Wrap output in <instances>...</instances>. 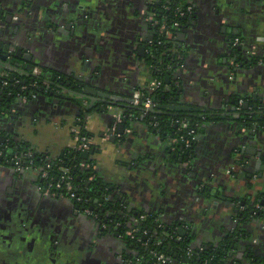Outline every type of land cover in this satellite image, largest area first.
<instances>
[{"label":"crops","instance_id":"obj_1","mask_svg":"<svg viewBox=\"0 0 264 264\" xmlns=\"http://www.w3.org/2000/svg\"><path fill=\"white\" fill-rule=\"evenodd\" d=\"M154 1L0 0L5 49L22 47L42 76L71 84L58 100L45 94L16 98L0 114V132L57 161L76 146L74 130H83L94 144L95 170L130 216L150 213L168 225L179 223V230L192 232L194 247L217 248L234 236L230 264H264V219L241 220L244 203L264 197V143L256 147L248 139L253 132L234 110L237 102L256 104L255 93L264 109V0H188L192 15L176 37L184 54L170 75L179 89L175 104L217 119L201 127L187 160L175 154V139L128 114L133 103L125 102L136 91H152L154 67L147 56L157 35ZM10 15L18 21L8 22ZM234 38L242 47L236 70ZM6 75L11 73L0 71ZM83 88L93 98H116L110 101L117 106L98 111L102 103L92 107L71 92ZM40 183L39 171L18 173L0 162V264H25L29 226L37 240L47 230L56 245L61 237L69 243L72 258L64 259L72 264L122 262L120 240L103 233L72 199L42 193Z\"/></svg>","mask_w":264,"mask_h":264},{"label":"trees","instance_id":"obj_2","mask_svg":"<svg viewBox=\"0 0 264 264\" xmlns=\"http://www.w3.org/2000/svg\"><path fill=\"white\" fill-rule=\"evenodd\" d=\"M166 5H168V9H166ZM190 7L188 0H158L152 5L151 9L155 14V18L160 22V25L164 22L168 28L162 35L157 34L155 36L156 42L150 48L151 51L147 56L148 62L154 67L153 80L161 81V86L154 91L140 92L145 97L152 98L156 105L166 108L163 111L151 113L143 105L134 106L132 104L131 111L128 112L135 118L142 117L151 122L155 125L152 128H155L160 135L178 140L175 146V154L183 160L190 159L195 145L193 143V148L189 151L184 148L185 141L191 137L190 131L195 130L198 134L205 123L217 119L216 115L208 112L199 110L186 112L169 108V106L175 105L179 89L172 81L167 83L166 77L170 76L171 70L181 62L180 54H184L176 46L178 45L176 37L177 32L188 24L192 15V11L188 12ZM180 11H184L187 14L186 17H181ZM176 22L180 23V27H174ZM239 46L240 42L237 46H232L231 50V59L237 64L242 61L241 52L238 50ZM7 71L11 73L9 77L0 76V114L6 111L16 98L31 99L32 95L38 97L49 94L52 91L51 88H56L57 84H60L55 82L49 85L46 76L36 77L31 75L30 72ZM4 82H7V86L4 85ZM235 106V112L244 113L243 104L238 105L237 102ZM240 118L244 119L243 117ZM126 122V124L129 123V121ZM183 124H186L187 127L183 128ZM81 133L88 136L83 130ZM2 136L5 137L4 141L1 139ZM0 151L4 153L0 157L1 163H11V159L18 157L24 165L32 160L33 169L45 170L47 165H51V169L48 171L49 178L44 181L40 178L41 185H47L50 182L57 183L61 180L64 182L68 178H72L71 183L75 188V192L78 197L82 198L80 202L74 201L80 211L89 208L94 213L102 215V217L108 215V219L114 217L123 223L128 221L131 227H128L129 224L123 226L126 232L124 236H127L128 232H133L136 239L131 240L130 238V240L137 252L130 259V264H159L160 256L167 259L166 264H172L173 262L177 264H230L227 255L231 247L236 246L234 236L225 238L217 248L212 246L194 247L192 232L188 228L187 231L185 230V234L181 235L179 228L183 225L179 223L168 225L150 213L131 215V217H135V220L141 215H148V219L141 221L140 224L135 222L134 219H128L131 218L127 214L128 211L125 208H119L123 200L114 195V191L104 184L97 171L93 169L92 164L95 161L92 152L88 159H84L83 154L79 151H67L59 160L52 161L45 154L34 153L27 143L1 132ZM28 153H31V157L27 156ZM243 208L242 221H247L249 218L264 219V197L256 199L253 203H251V200H247ZM143 231L147 232L146 236L141 235ZM139 238L141 239L140 243L138 242ZM143 243L147 245H142Z\"/></svg>","mask_w":264,"mask_h":264},{"label":"water","instance_id":"obj_3","mask_svg":"<svg viewBox=\"0 0 264 264\" xmlns=\"http://www.w3.org/2000/svg\"><path fill=\"white\" fill-rule=\"evenodd\" d=\"M5 14H6L5 10L2 8V6H0V16H4ZM12 20H13V17H12V15H10L9 20H7V21L12 23ZM0 36L1 37H5L6 36V34L4 33L3 30L0 31ZM11 47L12 46L8 45V48L6 47L7 49H5L4 42L0 43V52L2 53V54H0V71L1 70H13V71H19V72H22V73H29L30 72V74H31L33 69L35 68L34 65L31 63L32 62L31 57L28 56V55H24L22 53L23 52L22 47H19L15 53H13V51L10 50ZM238 50L241 51L242 47H239ZM16 59H23V60L27 61L28 63H30V65L24 69L20 64L16 63ZM55 82L60 83V84H57L56 88H51L52 91L49 94H45V95H49L52 98L55 97L58 100V99L62 98V96H61V92L62 91L69 92L68 87L71 84L67 83L65 85L64 80L53 78V77L51 79L49 78L48 81H47V83L49 85H52ZM166 82L167 83L171 82V77L170 76L166 77ZM72 87H73V89H75L74 85ZM71 92H72L73 95L87 98L88 101L90 102L89 105L92 106V107H94L96 101H98L99 103H102L101 107L96 108L98 111L103 110L105 105L117 106L115 102L110 101V100H114L116 98L111 97L110 95H105L103 93H95L96 95H98V97L97 98H93V97L85 94L84 88L82 90H79V91L73 90ZM55 94L58 97H56ZM248 95H249V93H247L245 95L246 96L245 98L249 99L251 97V96H249V98H248ZM252 98H253V101H255L256 104H254V103L252 104V102L250 100H247L243 104L244 113L241 114V113L235 112V114L238 115V117H244L245 123L242 126H244L245 128H248L250 131L253 132L252 135L248 139L254 141V143L256 144V147H257L261 143H264V139H263V137H264V109H262V107H259L258 102H257L258 101V97H257L256 93L253 94ZM125 102L127 104H131V103H133V100H128L127 99V100H125ZM262 106L264 108V105H262ZM165 108L166 107H164V106H158L157 105L155 107H152V108H149V109H146V110L148 112L154 113V112H157V111L158 112L159 111H163ZM169 108L170 109H174V110H183V111H186V112H189V111L193 110L190 107H183V106L176 105V104L169 106ZM234 110H236V109H234ZM124 129H125L124 125L120 124L118 126V128H117V133L118 134H122L124 132ZM1 139L4 141L5 137L2 136ZM111 141H115V138L112 137ZM90 153L89 152L82 153L83 154L82 155L83 158L84 159H88L89 156H90ZM252 153L254 154L255 152L252 151ZM256 154H257L258 157H262V153L261 152H257ZM77 208L79 209V207H77ZM183 232H184V229H181L180 230V234L181 235L185 234ZM108 234H111V231H109ZM235 240H236L235 242H237L238 239H235ZM234 249H235V246H232L231 250L233 251ZM127 250H129V252H131V251L134 252L133 245H130L129 247H127ZM234 256H235V251H233V252L229 251L228 255H227L228 261H230L232 259V257H234ZM246 257H248V255H246Z\"/></svg>","mask_w":264,"mask_h":264},{"label":"built area","instance_id":"obj_4","mask_svg":"<svg viewBox=\"0 0 264 264\" xmlns=\"http://www.w3.org/2000/svg\"><path fill=\"white\" fill-rule=\"evenodd\" d=\"M165 7H166V9H168V5H166ZM191 11H192V8L190 7L188 9V12H191ZM186 15L187 14L184 11H180L181 17H186ZM153 24L155 25V27L157 29L156 34L162 35V33L164 31H167V29H168L164 22L160 25V22L156 18L153 19ZM174 27L175 28L180 27V23L176 22L174 24ZM238 44H239V40L235 39L234 43H233V47L237 46ZM231 65H232L234 70H236L239 67V64L235 63L234 60L231 62ZM31 75L36 76V77L40 76L41 75V69L34 68ZM3 77H9V76L6 75ZM4 85L7 86V82H4ZM160 86H161V81L155 79L152 83V90L154 91L155 89H157ZM23 89H26V88H23ZM34 97H36V95H32V98H34ZM132 100H133L134 106L143 105L145 109H149V108L157 106L154 103V100L152 98L145 97V95L140 91L134 92ZM186 127H187V125L183 124V128H186ZM74 132L76 133L77 143H76V146L72 149V151L76 150V151H79L81 153H85V152L90 153L93 149V146H94L92 139L89 136L82 134L79 129H75ZM190 135H191L190 139L185 141V146H184V148L188 151L192 150L193 143H195L197 140V133L195 130H191ZM175 141H176V143L178 142V140H176V139H175ZM2 155H3V152L1 151L0 156H2ZM27 156L31 157V153H28ZM11 164L14 166L15 171L18 173L33 169V161L32 160H30L27 165H24V164H22V161H20V159L18 157H14L13 159H11ZM92 167H93V169H95L94 164H92ZM50 169H51V165H47L45 170H41L40 168L39 169L36 168L35 170L39 171L40 178L44 181V180H47L49 178V172L48 171ZM71 181H72V178H68V180L64 181V182L61 180V181H58L57 183L50 182L47 185H41L40 184L39 190L46 195H50L53 197H66V198L72 199L73 201L80 202V201H82V198L77 196V194L75 192V188L72 185ZM83 212L86 215H90V216L95 215L94 211L90 210L89 208H85L83 210ZM147 219H148V215H141L137 222H138V224H140L141 221H146ZM128 235L130 236L131 240L136 239L133 232H128ZM141 235L146 236L147 232L143 231L141 233ZM138 242L139 243L141 242L140 238L138 239ZM142 245L146 246L147 244L143 243ZM159 261H160L159 264H166L167 263V259L163 256H160Z\"/></svg>","mask_w":264,"mask_h":264},{"label":"flooded vegetation","instance_id":"obj_5","mask_svg":"<svg viewBox=\"0 0 264 264\" xmlns=\"http://www.w3.org/2000/svg\"><path fill=\"white\" fill-rule=\"evenodd\" d=\"M158 2L157 0L152 2L151 5H153L154 3ZM16 18V19H15ZM16 22L18 21V17H14L13 18ZM150 47H152V45L148 46V49H150ZM42 70H41V74H42ZM41 76V75H40ZM56 97H58L55 94ZM37 97V96H36ZM35 97V98H36ZM1 152V151H0ZM4 155V153H3ZM2 155V156H3ZM0 156V157H2ZM10 164L13 168L14 166L11 163ZM112 196V195H111ZM110 196V198H111ZM120 209H124L125 208V203L121 202ZM126 209V208H125ZM81 212L88 217V219H92L94 221H96L100 227V229H102L103 233L108 234L109 231H111V234H108L110 236H114L116 237L118 240H120L121 243H123V253H122V257H121V261L120 264H130V259L132 258L133 255H136L137 252L134 250L129 252V250H127V247H129L131 244V240H130V236L128 238V234L127 236H124L125 229L123 228L124 225L129 224L128 227H131L130 223H123L122 221L115 219L114 217L109 218L108 219V215L107 217L104 216L102 217V215H100L99 213L95 212V215H86L82 210ZM129 217H131L129 215V213H127ZM127 217V215H126ZM140 218V217H139ZM138 219L135 220V217H131L128 219H134L135 222H137ZM45 228H48L47 225L44 224ZM33 227H28V241H27V252H28V259L26 260L25 264H72L73 262L71 261V263L69 262V260L66 261V259L69 257V259H71L72 255H69V253H67V248L69 245V243L64 242L65 240L61 237V239H59V241L61 242V244H57L55 243V238L52 237V235L48 234L47 230H43V232L40 233L39 235V240H37L36 238V233L34 232V229H32ZM40 230V229H39ZM33 236V237H32ZM56 248V251L52 250V248ZM135 249V248H134Z\"/></svg>","mask_w":264,"mask_h":264}]
</instances>
